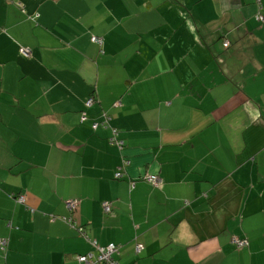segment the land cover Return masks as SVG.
I'll use <instances>...</instances> for the list:
<instances>
[{
  "label": "crops",
  "instance_id": "0c3cea01",
  "mask_svg": "<svg viewBox=\"0 0 264 264\" xmlns=\"http://www.w3.org/2000/svg\"><path fill=\"white\" fill-rule=\"evenodd\" d=\"M260 15L264 0H0V264H80L94 240L120 264H264Z\"/></svg>",
  "mask_w": 264,
  "mask_h": 264
},
{
  "label": "built area",
  "instance_id": "2783aa9c",
  "mask_svg": "<svg viewBox=\"0 0 264 264\" xmlns=\"http://www.w3.org/2000/svg\"><path fill=\"white\" fill-rule=\"evenodd\" d=\"M260 1V0H258ZM258 20L260 21H264V16H257ZM93 40L95 42L98 43H102V40L100 38H98L97 36H93ZM229 42H225L224 46L228 47L229 46ZM24 54L29 55L30 51L29 50H25ZM94 101L93 98H90L88 100V104H92ZM111 142L113 144H117L119 146L122 145V142L118 141L116 138L111 139ZM123 176L121 171H118L116 173V178H121ZM146 179H148L150 182H152L154 185H161L162 184V179L160 178V176L152 174V175H148L146 177ZM20 200L22 202H24V196L20 197ZM68 209L73 213L75 212V210H77V202L76 201H68L66 203ZM104 210L105 212L109 213L112 210V204H110V202H106L104 203ZM66 222H68L69 224H73V218H63ZM80 231H82V228H79ZM240 245H244V242H238ZM0 244H2L3 246L7 245V241L6 240H2L0 241ZM92 244L94 245L95 248H97L98 250V254H94V253H88L86 255H82L79 256V261L81 264H99V263H103V264H119V262L117 260H115L114 255L116 253L119 252L120 250V246L116 245V244H109L107 246H101L98 244L97 241H92Z\"/></svg>",
  "mask_w": 264,
  "mask_h": 264
},
{
  "label": "trees",
  "instance_id": "16d2710c",
  "mask_svg": "<svg viewBox=\"0 0 264 264\" xmlns=\"http://www.w3.org/2000/svg\"><path fill=\"white\" fill-rule=\"evenodd\" d=\"M92 41L93 42H95L94 40H93V37H92ZM95 43H98V42H95ZM100 44V43H99ZM8 242V241H7ZM232 242H233V244H235V246H237L238 248H243L246 244H248V241H247V239H242V238H239V237H233L232 238ZM238 242H244V245H240ZM2 245V244H1ZM6 246H8V243H7V245H5V246H1V248L3 249V250H6ZM107 246V245H106ZM93 253V252H92ZM87 254V253H86ZM86 254H82V255H86ZM117 254V253H116ZM82 255H80V256H82ZM114 258H115V256H114ZM78 259H79V257H78ZM115 260H117L116 258H115ZM118 261V260H117ZM80 262V261H79ZM81 264V263H80ZM99 264H103V263H99ZM120 264V263H119Z\"/></svg>",
  "mask_w": 264,
  "mask_h": 264
}]
</instances>
